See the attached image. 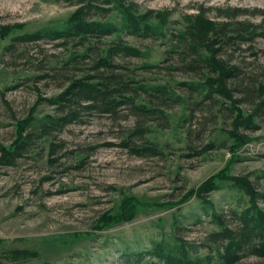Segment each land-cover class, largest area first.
Wrapping results in <instances>:
<instances>
[{
  "label": "rangeland",
  "instance_id": "rangeland-1",
  "mask_svg": "<svg viewBox=\"0 0 264 264\" xmlns=\"http://www.w3.org/2000/svg\"><path fill=\"white\" fill-rule=\"evenodd\" d=\"M123 2L108 13L86 15L111 25L114 33L62 43L19 38L64 30L76 4L0 0V148L12 146L19 123L32 117L24 132L32 136L25 152L14 165L0 166V264H11L4 252L13 248L37 252L18 264H126V255L157 244L181 251V241L191 258H203L207 235L219 229L214 214L223 213L233 228L235 214L250 206V198L227 177L216 180V188L203 198L191 192L217 173L248 178L264 189V121H256V130L239 129L245 142L234 145L228 133L233 107L218 95L205 98L204 85L198 91L188 86L213 73L201 60L196 64V54L181 37L198 15L228 22L227 31L241 22L258 32L264 26V0ZM231 9L239 10L234 17ZM129 17L140 19L149 33L134 34ZM246 32L224 44L218 58L239 67L235 81L240 85H229L233 97L241 99L238 106L250 112L253 101L264 99V93L257 95L264 86V38ZM117 44L141 52L114 54L113 70L136 88L130 93L134 102L149 103L153 111L139 113L126 104L114 115L80 109L77 121L44 134L43 124L65 114L47 99L73 79L103 72L96 68L97 59ZM248 86L255 88L252 98L239 91ZM147 142L159 154L132 151ZM204 144L213 148L192 155V148ZM125 197L137 200L135 216L102 226L103 214L115 211ZM143 262L158 260L147 255ZM239 264H264V258L247 256Z\"/></svg>",
  "mask_w": 264,
  "mask_h": 264
},
{
  "label": "trees",
  "instance_id": "trees-1",
  "mask_svg": "<svg viewBox=\"0 0 264 264\" xmlns=\"http://www.w3.org/2000/svg\"><path fill=\"white\" fill-rule=\"evenodd\" d=\"M65 1L76 4L77 9L73 13L69 25L64 30L35 33L21 36L19 39L25 42H35L44 37H49L52 40H61L62 43L72 39H77L81 43L89 37L100 38L111 35L115 32L111 25L89 20L86 15L92 10L108 13L112 7L124 5L123 0ZM237 11L239 10L231 9L229 14L234 17L238 13ZM139 20L134 17L128 18L131 23V31L136 35H147L150 28L148 26L143 28L139 24L141 22ZM228 25H230L228 22L212 23L205 20L202 15H198L193 17V21L188 23L187 30L181 34V37L185 40L190 50L196 54V59L194 60L196 64H199L198 61L201 60L208 71L213 73L211 76L206 75L204 80L200 81L201 84L191 83L185 85L197 91L204 85L201 89L204 90L205 88V98H212L213 95H218L229 100L233 107V110L232 108L230 109L234 116L232 128L228 133L233 138L235 145L245 142V137L239 133V129L256 130L259 127L256 121H264V99L252 100L253 105L250 112H244L238 106L241 99L233 97V88L229 85L230 81L238 79L240 75L239 67L237 65H228L226 61L218 58V56L223 45L229 44L237 37L241 38L240 35L244 30L250 35L257 34L264 38V26H261L258 32H255V30L249 32L250 30L244 23L237 22L239 26L231 31H227L229 29ZM86 51L82 52L80 56H86ZM117 53H124L129 56L141 55L137 48L127 45L117 44L114 48H108L105 55L100 56L96 62V68L104 69L103 72L73 79L57 97L47 99L49 103L57 104L59 109L65 114L51 118L49 123L43 124L44 134L48 133L52 127L60 129L69 123L77 121L80 109L114 115L121 105L126 104L139 113L153 111L149 103L136 104L134 95L130 94L131 89L136 88H130L127 81L121 80L119 74L114 72L113 68L116 66L112 63V56ZM202 53L205 55L202 56ZM193 66L191 64L190 68H193ZM240 83L241 81L239 80L235 81L238 86ZM239 91H245L244 95L251 98L256 93L253 86H248L246 89L239 88ZM263 93L264 86L259 85L257 95L260 97ZM31 119L32 117L19 123L12 146L0 148V166L14 165L16 160L25 152L32 139L31 134H24ZM125 144L128 145L127 142ZM212 148L213 145L211 144H204L199 149L192 148V155L200 156ZM132 151L138 155H144V153L159 154L157 148L150 143L148 144V142L145 146L132 148ZM226 177L249 196L250 206L240 214H235L238 219V225L233 228L228 226L223 213L214 214L213 217L219 229L207 235L206 239L209 248L205 257L191 258L185 249V242L180 240L181 251L170 252L163 245L157 244L153 249L146 252L126 255V264H239L247 256L264 258V208L259 205V202L264 203V189L255 186L248 178L229 177L217 173L205 181L197 190L192 191L191 194L195 193L203 198L209 191L216 188V180H222ZM260 177L264 180V172ZM137 206L138 203L134 197H125L115 211L103 214L100 222L102 226H109L120 221H128L135 216ZM4 255L11 264H18L36 258L37 252L26 248H13L5 251ZM147 255L155 257L158 262H143L144 256Z\"/></svg>",
  "mask_w": 264,
  "mask_h": 264
}]
</instances>
